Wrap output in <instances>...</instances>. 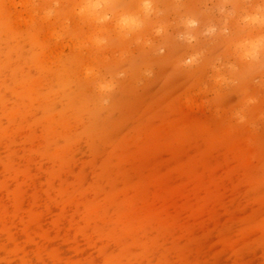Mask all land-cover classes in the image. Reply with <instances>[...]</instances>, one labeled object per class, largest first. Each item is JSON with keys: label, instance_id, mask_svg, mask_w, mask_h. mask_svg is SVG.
<instances>
[{"label": "rangeland", "instance_id": "obj_1", "mask_svg": "<svg viewBox=\"0 0 264 264\" xmlns=\"http://www.w3.org/2000/svg\"><path fill=\"white\" fill-rule=\"evenodd\" d=\"M260 15L0 0V264H264V79L213 43Z\"/></svg>", "mask_w": 264, "mask_h": 264}, {"label": "clouds", "instance_id": "obj_2", "mask_svg": "<svg viewBox=\"0 0 264 264\" xmlns=\"http://www.w3.org/2000/svg\"><path fill=\"white\" fill-rule=\"evenodd\" d=\"M192 3L197 0H191ZM223 5L232 9H252L261 13L258 22L253 21L255 36L253 42L264 41V0H221ZM243 31L239 25H234L231 32L221 31L214 40V50L217 59H223L228 65L237 66L242 72H254L264 79V49H257L254 56L247 54L245 47L248 37L241 36ZM219 71V69H217ZM218 83H224L219 77Z\"/></svg>", "mask_w": 264, "mask_h": 264}, {"label": "snow or ice", "instance_id": "obj_3", "mask_svg": "<svg viewBox=\"0 0 264 264\" xmlns=\"http://www.w3.org/2000/svg\"><path fill=\"white\" fill-rule=\"evenodd\" d=\"M246 50H247V54L250 56H254L256 50L259 49H264V41H260V42H246L245 44Z\"/></svg>", "mask_w": 264, "mask_h": 264}]
</instances>
